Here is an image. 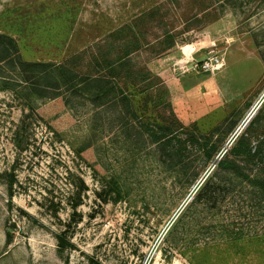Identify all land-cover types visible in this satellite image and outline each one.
<instances>
[{"label": "rangeland", "instance_id": "1", "mask_svg": "<svg viewBox=\"0 0 264 264\" xmlns=\"http://www.w3.org/2000/svg\"><path fill=\"white\" fill-rule=\"evenodd\" d=\"M129 24L150 76L128 88L137 106L174 112L199 142L171 167L88 102L0 77V264H264L262 167L249 180L217 172L247 127L264 134V0H0V34L26 61L131 48Z\"/></svg>", "mask_w": 264, "mask_h": 264}, {"label": "trees", "instance_id": "2", "mask_svg": "<svg viewBox=\"0 0 264 264\" xmlns=\"http://www.w3.org/2000/svg\"><path fill=\"white\" fill-rule=\"evenodd\" d=\"M127 28L136 40L128 43L131 48L121 50L119 45L117 52L113 48L105 51L106 44L97 41L58 63L26 61L18 42L8 35L0 34V77L4 79L5 87H22L40 98L62 97L67 105L73 107L77 106L76 102H88L109 127L117 126L137 140L138 137L149 139L164 163L171 167H183L185 145L189 141L198 143L199 138L191 128L183 125L174 112L166 117L164 114L146 117L137 106L129 89L136 87L141 79L148 81L150 76L146 68L133 58L144 44L139 42L132 25L129 24ZM7 75L12 77L6 78ZM155 85L152 81L144 86L152 96H157L154 91L151 92ZM161 100L158 97L153 101L155 111L163 105ZM252 124L238 136L225 156L215 161L218 173H233L243 180L251 178L253 165H260L262 169L253 177L261 184L264 193V134H255ZM192 127L199 131L196 123ZM232 132L233 128L227 134ZM184 133L189 137L184 138ZM219 149L216 147L208 152V159H215ZM58 239L60 245L64 246L62 237L58 236Z\"/></svg>", "mask_w": 264, "mask_h": 264}, {"label": "built area", "instance_id": "3", "mask_svg": "<svg viewBox=\"0 0 264 264\" xmlns=\"http://www.w3.org/2000/svg\"><path fill=\"white\" fill-rule=\"evenodd\" d=\"M196 67L200 70V71H204V72H214V66L211 65L209 62H200L196 65Z\"/></svg>", "mask_w": 264, "mask_h": 264}]
</instances>
